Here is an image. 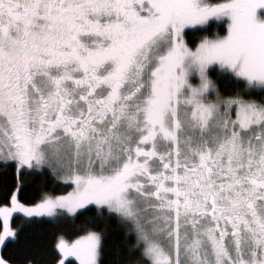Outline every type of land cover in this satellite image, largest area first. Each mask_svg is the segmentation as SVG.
<instances>
[{"label": "snow or ice", "instance_id": "6c2138e0", "mask_svg": "<svg viewBox=\"0 0 264 264\" xmlns=\"http://www.w3.org/2000/svg\"><path fill=\"white\" fill-rule=\"evenodd\" d=\"M0 193V264H264V0H0Z\"/></svg>", "mask_w": 264, "mask_h": 264}, {"label": "trees", "instance_id": "16d2710c", "mask_svg": "<svg viewBox=\"0 0 264 264\" xmlns=\"http://www.w3.org/2000/svg\"><path fill=\"white\" fill-rule=\"evenodd\" d=\"M218 30V29H216ZM215 78V77H214ZM220 87L224 88V82L219 81ZM39 179L25 177V185L20 190V199L22 202H31L35 200L42 191H49L53 194H61L70 190L69 186L62 181H56L48 177L44 181L43 188L38 187ZM4 202L3 194L0 193V203ZM11 226L19 228V240L17 243H8L3 252L5 255H15L20 250H26L36 264H55L58 258L54 244L59 234H64L68 240L74 239L76 233L75 224L79 221L65 220L63 217L55 219L50 218H33L27 220L20 214H14ZM109 230L113 235H117V226L115 221L109 222ZM134 242V238H133Z\"/></svg>", "mask_w": 264, "mask_h": 264}, {"label": "rangeland", "instance_id": "374dc122", "mask_svg": "<svg viewBox=\"0 0 264 264\" xmlns=\"http://www.w3.org/2000/svg\"><path fill=\"white\" fill-rule=\"evenodd\" d=\"M194 83H197L198 81L197 80H195L194 79V81H193ZM69 191V190H68ZM67 192V191H66ZM65 193V192H64ZM61 194H63V193H61ZM19 214V213H18ZM22 217H23V215L22 214H20ZM45 218H47V217H45ZM50 219H52V218H50ZM11 227H13V228H15L14 226H11ZM70 241V240H69Z\"/></svg>", "mask_w": 264, "mask_h": 264}]
</instances>
